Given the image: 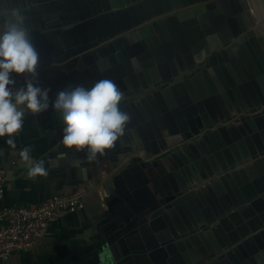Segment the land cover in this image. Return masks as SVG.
<instances>
[{
  "label": "water",
  "instance_id": "1",
  "mask_svg": "<svg viewBox=\"0 0 264 264\" xmlns=\"http://www.w3.org/2000/svg\"><path fill=\"white\" fill-rule=\"evenodd\" d=\"M11 6L52 100L101 78L125 93L126 134L92 161L127 183L100 215L108 264H264V0H0ZM250 42L257 63L241 57ZM242 110L254 115L233 120ZM36 117L59 145L60 114Z\"/></svg>",
  "mask_w": 264,
  "mask_h": 264
},
{
  "label": "clouds",
  "instance_id": "2",
  "mask_svg": "<svg viewBox=\"0 0 264 264\" xmlns=\"http://www.w3.org/2000/svg\"><path fill=\"white\" fill-rule=\"evenodd\" d=\"M38 65L39 52L25 10L18 6L0 8V137L7 136L6 143L15 148V134L22 130L26 113L38 115L51 106L64 125L59 145L85 152L88 162L112 149L126 134L131 120L123 110L125 93L119 85L109 78L98 79L90 87L68 85L52 100L51 89L40 83ZM18 76L23 77L22 83L18 84ZM31 151L30 147L19 151L27 175L46 176L45 160H34ZM100 261L104 264V252Z\"/></svg>",
  "mask_w": 264,
  "mask_h": 264
},
{
  "label": "crops",
  "instance_id": "3",
  "mask_svg": "<svg viewBox=\"0 0 264 264\" xmlns=\"http://www.w3.org/2000/svg\"><path fill=\"white\" fill-rule=\"evenodd\" d=\"M17 81L21 83L23 77L18 76ZM7 139V136L0 137V164L6 173L0 208L37 206L52 196L72 192L81 186L87 187L89 192L82 208L65 213L51 223L39 245L15 252L0 264H101L102 252L105 253L104 264H108L100 215L107 207L109 193L118 195L127 183L113 182L114 174L106 169L108 163L88 162L57 145L31 113H26L22 130L15 134V148L6 143ZM24 147L31 148L34 160H45L46 176L27 175L26 166L19 157ZM60 153L67 154L61 156Z\"/></svg>",
  "mask_w": 264,
  "mask_h": 264
},
{
  "label": "built area",
  "instance_id": "4",
  "mask_svg": "<svg viewBox=\"0 0 264 264\" xmlns=\"http://www.w3.org/2000/svg\"><path fill=\"white\" fill-rule=\"evenodd\" d=\"M5 184V169L0 164V200L4 197ZM88 192L87 187L81 186L37 206L0 208V263L8 261L15 252L39 245L54 220L83 207Z\"/></svg>",
  "mask_w": 264,
  "mask_h": 264
},
{
  "label": "flooded vegetation",
  "instance_id": "5",
  "mask_svg": "<svg viewBox=\"0 0 264 264\" xmlns=\"http://www.w3.org/2000/svg\"><path fill=\"white\" fill-rule=\"evenodd\" d=\"M174 14V13H173ZM235 16V15H234ZM241 37V36H240ZM259 42L261 43V46L263 47V50H264V33L263 34H260L259 35ZM246 40H248V38H246ZM245 40V41H246ZM109 42V41H108ZM108 42H103V43H101L102 45H107L108 44ZM233 45H234V43H231V46L233 47ZM246 50L248 51V52H246V53H244V55H242L241 57H243V60H245L248 56H250V59L252 60V61H255V60H253L254 59V57H255V54H256V51H255V48L253 47V45H252V43L250 42L249 44H246ZM259 58V60H260V57H258ZM247 59H249V58H247ZM238 60H240L241 61V59L240 58H238ZM256 63H257V61H255ZM264 60L263 59H261L260 60V63L262 64V65H264ZM242 63V62H241ZM154 89H156V88H150V89H145V93H147V92H150V93H152V92H154ZM135 97H137V95H135ZM254 114L253 113H251V112H249V113H246L245 111H241V112H239V113H237L236 114V116L235 117H233V120H239V121H241V120H244V119H246L248 116H253Z\"/></svg>",
  "mask_w": 264,
  "mask_h": 264
}]
</instances>
